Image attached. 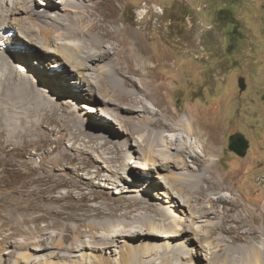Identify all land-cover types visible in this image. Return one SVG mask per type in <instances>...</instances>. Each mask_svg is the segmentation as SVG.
Listing matches in <instances>:
<instances>
[{
	"label": "bare ground",
	"instance_id": "6f19581e",
	"mask_svg": "<svg viewBox=\"0 0 264 264\" xmlns=\"http://www.w3.org/2000/svg\"><path fill=\"white\" fill-rule=\"evenodd\" d=\"M121 3L122 0H0V143L4 151L15 155L18 147L36 143L40 137H35L45 131L59 127L65 132L57 136L62 141L58 151L63 146L64 151L49 158L53 170L62 167L64 171L56 181L51 179L57 175L55 172L50 176L52 185L46 188L49 196L44 198L59 203L49 214L62 219L63 227L55 235L54 246L46 242L50 234L47 227L40 229L41 239L27 242V247L39 242L35 249L40 251L58 249L45 256L40 252L26 253V263L55 264L50 258L59 257L85 264V254L83 259L73 256L78 255L77 250L89 248L102 252L95 258L97 262H90L113 264V250H117L114 246H121L118 243L129 238L143 243V250H148L136 253L134 243L126 242L123 250L118 249L124 252L125 264L146 261L153 253L161 255L166 264H186L184 242L165 237L192 231L194 235L188 239L193 242L208 239L214 243V247L201 245L209 264H264V217L226 185L227 178L218 168L217 141L209 136L207 122L188 115L180 117L181 112L174 109L171 94L154 71L153 58L141 46L136 32L120 22ZM8 42L10 48L1 46ZM33 54L37 57L33 58ZM67 65L72 66L75 78V84L68 87L65 83L71 80L63 73ZM51 83L71 96V91L77 90L73 93L79 95L83 92L81 97L88 99H80L83 111L65 112L56 102L57 94L46 87ZM94 101L99 105L91 106ZM73 103L70 97L67 106ZM95 110L99 121L115 117L123 133L96 121L90 113ZM91 124L102 130H94ZM128 144L135 152L129 160L123 150V145ZM143 156L146 161L140 162L138 158ZM32 160L34 157L26 161ZM37 164L44 167L45 163L40 159ZM134 168L137 172L152 169L157 173L152 179L161 184L136 175ZM121 169L145 184L125 188L130 193L114 200L91 188L93 178L105 179L109 187H120L117 174ZM42 176L49 174L45 171ZM162 184L166 189L158 186ZM60 186L69 189L64 195H53ZM70 196H75L78 203L63 205L62 201ZM168 201L181 211L187 206L190 215L172 220L165 205ZM172 225L177 228L172 230ZM84 227L88 229L84 231ZM90 232L92 238L88 239L86 234ZM148 232L154 235H143ZM98 240H106L107 244L99 247ZM66 241L70 252L63 250ZM44 243L48 246L44 247Z\"/></svg>",
	"mask_w": 264,
	"mask_h": 264
},
{
	"label": "rangeland",
	"instance_id": "374dc122",
	"mask_svg": "<svg viewBox=\"0 0 264 264\" xmlns=\"http://www.w3.org/2000/svg\"><path fill=\"white\" fill-rule=\"evenodd\" d=\"M10 15L13 18L12 14L8 16ZM119 18L124 26L136 32L141 46L146 48L153 58L154 71L171 94L173 107L181 112L180 117L188 115L192 119L201 118L209 125V136L213 142L217 141L215 148L218 149L220 158L218 168L221 175L224 174L227 178L226 185L233 187L231 191L235 192L236 196H241L264 217V0H122ZM1 46L10 48L12 45L8 42ZM33 55V58L37 57L36 54ZM34 60L39 61L37 58ZM51 61L54 63L52 59ZM47 67L52 68L50 64ZM71 68L72 66L67 65L63 72L71 80L69 84L65 83L66 87L75 84L72 81L75 78L71 74L73 73ZM241 76L245 77V89L240 87ZM47 84L48 91L57 94L56 102L64 107L65 112L71 114L74 111H83V107H80V99L82 102H88L87 98L81 97L83 92L79 95L73 93L79 92L74 90L71 91L73 94L71 96L52 83L50 87ZM82 90L86 91V96L89 95L85 88ZM96 93L98 97L101 95L98 89ZM70 97L74 103L67 106ZM62 101L65 104H62ZM98 105V101L91 104L95 107ZM62 111L63 109H60V112ZM90 113L96 121L110 128L113 127L117 133H123L118 129L115 117L99 121L98 117H95L99 115L96 110ZM91 126L94 130H102L93 124ZM76 131L78 133L77 129ZM238 132L243 134L249 143L245 155L237 153L229 146L230 136ZM64 133L59 127L52 132L45 131L41 136L35 137L36 139L40 137L36 143L28 142L18 147L14 152L15 155L4 151L0 143V264H18V261L20 264H27L24 257L26 253L40 252L45 256L46 252L58 249V247H50L40 251L35 249L39 242L32 244L33 247H27V242L41 239L40 229L47 227L46 231L50 234L46 242L51 243L48 244L49 246H54L57 238L55 235L61 232L63 227L62 219H54L49 214L52 209L59 206V203L44 198L49 196L46 194V188L52 185L49 182L50 176L55 172L57 175L51 179L56 181L58 174L64 171L62 167L53 170L49 166V158L57 153L61 155L64 151V146L62 151H58L61 149L62 141L57 139L59 134ZM137 136L141 137L139 134ZM123 148L128 160L135 155L129 144L123 145ZM32 157L34 160L26 161L31 160ZM145 157L138 160L145 162ZM40 159L44 161V167L37 164ZM69 161L71 162V159ZM190 162L197 166V163ZM44 170L49 176H42ZM147 170H150V173ZM134 172L161 184L160 180L152 179L153 175L157 174L152 169H143L139 173L134 168ZM117 176L121 183L120 187H109L106 185L107 181L101 178H93L90 186L105 193L110 200H114L130 193L125 188L145 184L141 178L137 180L133 174L123 169ZM31 180L34 182L27 186L26 184ZM158 186H163L162 190L166 189L163 184ZM122 188L124 190H121ZM68 189L60 186L52 194L64 195ZM226 192L230 193L229 190ZM160 195L165 197L163 194ZM76 203L78 201L75 196L62 201L65 206ZM170 204L169 201L165 203L172 220L190 215L187 206L181 211ZM45 214L49 217H44ZM176 228L172 225V230ZM87 229L84 227V231ZM148 233L143 235H154ZM91 234L92 232L86 234V238H92ZM189 235H194V232L188 231L183 236L165 237V239L172 238L184 242L183 246L187 247L186 253L188 252L185 258L186 264H209L206 259L207 253L201 245L204 243L214 247V243L208 239L203 242L195 239L196 242H193L188 239ZM123 240L118 243L121 246H114V249L117 248L116 251L112 248L114 255L111 259L116 261L113 264H125L124 252L118 249L123 250L126 242L134 243L136 249L133 250L136 253H146L145 250H148H143L141 242L129 238ZM99 241L101 240H98L99 247L107 244L106 240L103 241L104 243L101 241L102 244ZM25 243L26 245L21 246ZM67 243L69 242H65L63 250L70 252ZM46 244L44 243V247L48 246ZM191 248L196 250L191 251ZM76 254L78 255L73 256L76 259H83L85 254L87 257V260H84L85 264H93L97 262L95 258H99L102 252L88 248L77 250ZM147 257L150 258H146V261H135L131 264H166L158 253ZM92 259L96 261L90 262ZM111 259L106 258L107 261ZM50 260L55 264L76 262L75 259L61 260L59 257H51ZM31 264L36 262L33 261Z\"/></svg>",
	"mask_w": 264,
	"mask_h": 264
},
{
	"label": "water",
	"instance_id": "95a60500",
	"mask_svg": "<svg viewBox=\"0 0 264 264\" xmlns=\"http://www.w3.org/2000/svg\"><path fill=\"white\" fill-rule=\"evenodd\" d=\"M239 83H240V87L242 89H245L246 87L245 77L241 76L239 78ZM229 146L232 150L236 151L237 153L241 155H245L246 150L249 147V143L248 140L244 138V135L238 132L230 136Z\"/></svg>",
	"mask_w": 264,
	"mask_h": 264
},
{
	"label": "trees",
	"instance_id": "16d2710c",
	"mask_svg": "<svg viewBox=\"0 0 264 264\" xmlns=\"http://www.w3.org/2000/svg\"><path fill=\"white\" fill-rule=\"evenodd\" d=\"M101 117V116H100ZM102 118H100V120H101ZM102 121H103V119H102Z\"/></svg>",
	"mask_w": 264,
	"mask_h": 264
}]
</instances>
